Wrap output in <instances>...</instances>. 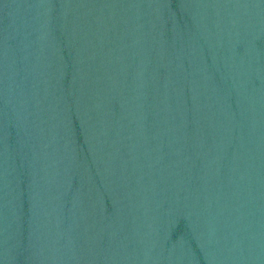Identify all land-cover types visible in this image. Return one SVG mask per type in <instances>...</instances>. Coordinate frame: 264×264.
I'll return each instance as SVG.
<instances>
[{
  "label": "water",
  "instance_id": "95a60500",
  "mask_svg": "<svg viewBox=\"0 0 264 264\" xmlns=\"http://www.w3.org/2000/svg\"><path fill=\"white\" fill-rule=\"evenodd\" d=\"M0 264H264V0H0Z\"/></svg>",
  "mask_w": 264,
  "mask_h": 264
}]
</instances>
